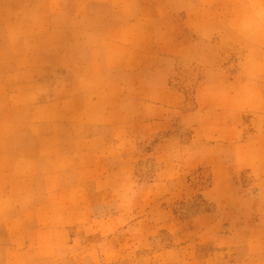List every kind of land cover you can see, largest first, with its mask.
<instances>
[{"label": "rangeland", "instance_id": "374dc122", "mask_svg": "<svg viewBox=\"0 0 264 264\" xmlns=\"http://www.w3.org/2000/svg\"><path fill=\"white\" fill-rule=\"evenodd\" d=\"M0 264H264V0H0Z\"/></svg>", "mask_w": 264, "mask_h": 264}, {"label": "crops", "instance_id": "0c3cea01", "mask_svg": "<svg viewBox=\"0 0 264 264\" xmlns=\"http://www.w3.org/2000/svg\"><path fill=\"white\" fill-rule=\"evenodd\" d=\"M78 210V214H82V216H84L85 214V210L83 208L77 209Z\"/></svg>", "mask_w": 264, "mask_h": 264}]
</instances>
